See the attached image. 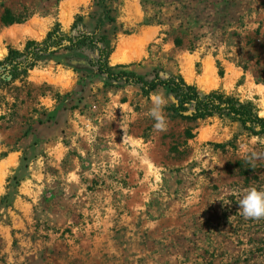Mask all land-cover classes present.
Instances as JSON below:
<instances>
[{
  "label": "rangeland",
  "instance_id": "374dc122",
  "mask_svg": "<svg viewBox=\"0 0 264 264\" xmlns=\"http://www.w3.org/2000/svg\"><path fill=\"white\" fill-rule=\"evenodd\" d=\"M55 29L97 47L0 82V264H264V219L238 205L264 190V134L228 114L184 118L169 87L137 78L183 79L264 117V0H0V62ZM158 89L163 132L148 115Z\"/></svg>",
  "mask_w": 264,
  "mask_h": 264
},
{
  "label": "trees",
  "instance_id": "16d2710c",
  "mask_svg": "<svg viewBox=\"0 0 264 264\" xmlns=\"http://www.w3.org/2000/svg\"><path fill=\"white\" fill-rule=\"evenodd\" d=\"M6 21L11 23L13 18L7 16ZM95 37L88 35L85 32H77L76 36H65L61 34L60 30L55 29L49 33L48 38L42 43L31 41L27 44L24 51L12 50L8 57L0 62L3 66L4 74L0 75V82L4 84H11L19 76L26 74L29 70L34 68L42 54L56 53L60 50H76L80 48L97 47ZM177 44H180L177 41ZM100 49V71L102 73H111V70L105 68L103 59L110 54L108 47ZM109 74V75H111ZM124 75L137 77L133 73L123 72ZM138 82L143 84V90L151 92L158 86L163 85L169 87L178 100L176 112L180 113L182 117L194 120L213 116L215 114L232 115L235 120L240 121L246 130H249L255 135L264 134V117H260L252 108L251 105H243L238 100L221 94L219 92L211 93L202 98L197 92L196 88L185 83L183 79L176 81L154 80L152 82L145 81L142 77H137ZM129 80V79H128ZM194 102V113L190 116H185L181 112L188 110L187 104Z\"/></svg>",
  "mask_w": 264,
  "mask_h": 264
},
{
  "label": "clouds",
  "instance_id": "9594fccd",
  "mask_svg": "<svg viewBox=\"0 0 264 264\" xmlns=\"http://www.w3.org/2000/svg\"><path fill=\"white\" fill-rule=\"evenodd\" d=\"M151 107L148 115L155 121L153 128L158 132L167 130V118L164 108L168 105L170 97L165 95L164 90L158 89L151 93ZM250 155L245 154V158L253 160L257 153L249 149ZM241 215L245 219L260 220L264 219V190L256 187H249L244 190L238 202Z\"/></svg>",
  "mask_w": 264,
  "mask_h": 264
},
{
  "label": "bare ground",
  "instance_id": "6f19581e",
  "mask_svg": "<svg viewBox=\"0 0 264 264\" xmlns=\"http://www.w3.org/2000/svg\"><path fill=\"white\" fill-rule=\"evenodd\" d=\"M208 71V70H207ZM206 79V78H205ZM207 84V83H206Z\"/></svg>",
  "mask_w": 264,
  "mask_h": 264
}]
</instances>
